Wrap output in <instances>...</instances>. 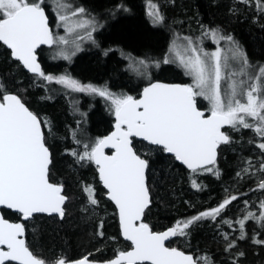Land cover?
I'll list each match as a JSON object with an SVG mask.
<instances>
[{"label": "trees", "instance_id": "obj_1", "mask_svg": "<svg viewBox=\"0 0 264 264\" xmlns=\"http://www.w3.org/2000/svg\"><path fill=\"white\" fill-rule=\"evenodd\" d=\"M68 1L103 24L94 47L77 54L71 64L47 62L41 49L43 73L32 75L0 44V97L17 95L38 117L51 154L49 180L60 184L67 197L62 219L35 215L24 223L26 246L44 263L86 255L104 261L131 247L121 238L115 208L100 195L105 191L90 156L112 131L115 117L107 99L96 92L137 98L150 84L141 85L134 78L128 61H159L175 34L195 35L202 27L231 37L250 66L264 62V0ZM150 3L161 14L157 23L147 14ZM158 72L151 82H184L173 66H162ZM49 75H64L97 91L70 90L59 78L48 80ZM195 102L203 109L199 100ZM254 129L241 125L228 131L229 140L219 149L216 163L195 171L185 170L160 147L132 141L135 153L147 162L151 203L143 222L152 231H162L194 218L179 229L170 246L192 254L196 264H264V199L259 196L264 192V135ZM88 185L95 200L90 218L80 208ZM210 210L215 213L195 218ZM1 213L8 221L20 219L7 210Z\"/></svg>", "mask_w": 264, "mask_h": 264}, {"label": "water", "instance_id": "obj_2", "mask_svg": "<svg viewBox=\"0 0 264 264\" xmlns=\"http://www.w3.org/2000/svg\"><path fill=\"white\" fill-rule=\"evenodd\" d=\"M0 44L29 74L41 76L37 52L53 45L44 8L27 4L0 19ZM228 117L205 115L182 83L153 81L137 98L122 103L112 131L92 149L91 159L106 199L117 213L121 238L130 249L111 259L84 256L54 264H196L192 254L170 246L176 231H152L143 222L151 198L146 185L147 162L132 141L160 147L187 171L213 165L227 144ZM51 154L38 117L14 94L0 100V264H44L26 247L25 228L3 218L1 210L27 222L35 215L62 219L67 197L49 180Z\"/></svg>", "mask_w": 264, "mask_h": 264}, {"label": "rangeland", "instance_id": "obj_3", "mask_svg": "<svg viewBox=\"0 0 264 264\" xmlns=\"http://www.w3.org/2000/svg\"><path fill=\"white\" fill-rule=\"evenodd\" d=\"M27 4H34L37 7L45 6L48 11L53 45L46 51L47 62L71 64L77 54L94 47L93 35L102 28V22L88 17L89 15L79 5L68 0H0V16H10ZM146 11L153 23L160 21L161 14L156 4H148ZM233 42L231 37L224 36L215 28L201 27L195 35L175 34L166 54H163V59L146 61L135 58L133 62L127 59V68L131 70L134 78L144 85L155 79V74L159 73L162 66H173L183 76L185 85L191 91L194 100H199L205 114H221L228 117L230 128L227 132L243 125L255 127L256 132L261 130L264 135V62L257 66H250L244 54ZM63 76L59 78L49 75L47 79L59 78L61 82L68 85L70 90L84 91L85 87ZM85 89L86 92L87 90L97 91L92 87ZM96 93L107 99L114 114L122 103L131 99L127 95L122 96L118 93L103 91ZM259 185L263 184L259 181ZM83 194L85 196L81 200L80 208L87 211L89 217L95 213L92 208L95 202L92 186L85 187ZM100 195L106 196V193L100 192ZM259 196L263 201L264 192H261ZM212 213H215V210H210L209 213L204 212L195 218L200 219ZM88 217L85 219L90 218ZM193 219L190 218L179 227H174L176 233ZM59 259L60 257H57L53 261L45 262L54 264Z\"/></svg>", "mask_w": 264, "mask_h": 264}, {"label": "flooded vegetation", "instance_id": "obj_4", "mask_svg": "<svg viewBox=\"0 0 264 264\" xmlns=\"http://www.w3.org/2000/svg\"><path fill=\"white\" fill-rule=\"evenodd\" d=\"M42 8H44V7H42ZM45 9V8H44ZM45 11H46V9H45ZM48 11H46V13H47ZM47 16H48V18H49V25H50V17H49V14H47ZM88 17H90V16H88ZM91 18V17H90ZM93 18V17H92ZM96 20V19H95ZM50 28H51V25H50ZM96 34V33H95ZM95 34L93 35L94 37H95ZM51 35H52V29H51ZM93 37V38H94ZM52 41H53V38H52ZM41 49H43V50H45V51H47V50H49V49H51V48H41ZM41 49H39V51L41 50ZM38 51V52H39ZM38 52H37V55H38ZM44 52V51H43ZM38 61H39V56H38ZM39 63L41 64V62L39 61ZM41 68H42V64H41ZM42 73H43V70H42ZM201 110H203L204 111V109H201ZM205 112V111H204ZM53 183V182H52ZM3 210V209H2ZM6 211V210H5ZM44 216H46V215H44ZM19 217H20V219H19V221H16V222H14V223H18V222H21L23 225H24V223L25 222H23L22 220H21V216L19 215ZM10 222H12V221H10ZM25 228V227H24ZM27 247V246H26ZM37 258V257H36ZM39 259V258H38ZM39 260H41V259H39ZM44 263V262H43ZM6 264H14V263H12V262H8V263H6ZM44 264H48V263H44Z\"/></svg>", "mask_w": 264, "mask_h": 264}, {"label": "bare ground", "instance_id": "obj_5", "mask_svg": "<svg viewBox=\"0 0 264 264\" xmlns=\"http://www.w3.org/2000/svg\"><path fill=\"white\" fill-rule=\"evenodd\" d=\"M33 113V112H32ZM176 231V230H175ZM176 237V236H175ZM170 245V244H169ZM176 248V247H175Z\"/></svg>", "mask_w": 264, "mask_h": 264}]
</instances>
